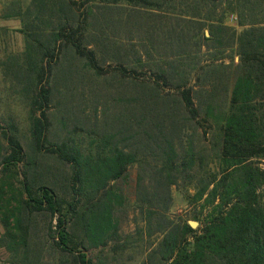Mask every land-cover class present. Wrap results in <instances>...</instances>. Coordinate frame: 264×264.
<instances>
[{"label": "trees", "instance_id": "16d2710c", "mask_svg": "<svg viewBox=\"0 0 264 264\" xmlns=\"http://www.w3.org/2000/svg\"><path fill=\"white\" fill-rule=\"evenodd\" d=\"M5 5V18L21 23L17 32L24 49L9 52V61L0 66L15 82L12 89L27 108L29 127L24 141L15 118L0 111V245L10 264H43L42 236L61 254L54 264H95L90 249L124 253L111 184L134 165L139 166L135 208L146 221L147 236L161 235L148 264H264V0H12ZM123 6L129 23L136 18L147 35L162 37V50L172 55L154 63L156 81L182 90L188 110L182 120H170L168 132L145 133L151 160L141 159L137 150L112 149L108 141L92 138L82 147L73 138L50 136L49 112L65 96L60 85L65 78L56 76L77 73L78 61L104 76L102 58L110 53L105 45L113 41L102 27L114 25V12ZM230 15L237 16L238 29L226 23ZM115 59L122 75L137 73L125 57ZM207 81L209 91L202 89ZM206 92L208 99L197 104L195 94L202 98ZM201 114L215 124L210 146L193 141L195 133L206 138L201 126L194 135L186 128ZM45 157L71 170L60 192L52 174L40 168ZM174 186H193L194 193L186 192L197 228L168 216Z\"/></svg>", "mask_w": 264, "mask_h": 264}, {"label": "rangeland", "instance_id": "374dc122", "mask_svg": "<svg viewBox=\"0 0 264 264\" xmlns=\"http://www.w3.org/2000/svg\"><path fill=\"white\" fill-rule=\"evenodd\" d=\"M9 1L12 0H0V61L5 62L9 61L6 58L9 52L19 53L24 49V37L17 32L21 27L20 21L6 19L4 16L5 3ZM127 10L129 9L125 6L116 10L112 19L115 24L102 27L104 33L113 41L105 45V48L110 49V53L102 58L106 59V63L102 65L105 71L104 76L81 68L84 64L79 61L73 65L76 70H79L77 73L73 72L66 77L56 76L57 79H66L60 84L65 96L61 106L54 105L49 112L52 119L50 136L55 140L73 138L82 147H86L92 138L101 143L108 141L112 149L123 148L126 153L137 150L141 159L151 160L152 156L146 155L143 146L144 141L147 140L145 133H151L152 130L158 133L157 130L160 128L166 130L170 125V120H182L187 116L185 111L188 110L182 101V90L175 89L174 86H165L162 81L159 83L156 81L158 72H156L154 63L159 61L161 56L172 55V53L163 51V47L160 46L162 37L154 38L147 35L145 27L136 24L140 23L136 18L129 23ZM226 23L238 29L236 15H230ZM206 35H209L208 31ZM113 49L118 52L115 51L116 56H114ZM98 52L104 55L101 45ZM119 56L125 57V62L129 63V69H134L137 73L126 76L116 71L118 64L115 57ZM203 58L207 59L206 56ZM72 59L73 57L69 56V65L73 62ZM139 60L141 62H138ZM69 65L67 64V69ZM4 70L5 66H0V111L6 117L11 115L15 118L25 141L29 135L27 108L19 102L21 95L12 89L14 82L12 76L5 77ZM191 84L194 85L193 80ZM202 89L209 91L212 89V84L208 81L204 82ZM195 96L197 104L200 100L202 103L204 99H208L207 92L203 94V99L196 94ZM203 119L204 116L201 114V118L186 124L191 135H194V128L198 126L202 127V132H207L206 138L197 133L194 135V143L202 147L206 144L210 146L211 136L208 133H212L215 125L212 120L208 119V122H204ZM40 168L52 174L59 192L60 189L65 188L71 172L68 166L65 167L54 158L45 157L41 160ZM138 174L139 166H130L122 179L111 184L118 198L114 215L119 226L120 243L121 245L126 244V251L116 254L109 251L101 253L100 249H90L87 253L95 264H148L149 257L154 249H157L161 235L152 238L147 236L146 221L135 208ZM2 177L0 166V182ZM15 185L20 187L17 180H15ZM186 191L194 193L193 186L173 187V204L168 216L173 220L182 219L191 224L195 222L193 218L195 205L189 204ZM8 195L12 197L15 194L9 193ZM41 223V229H43L45 222L41 221ZM197 227L198 225L194 228ZM3 233L4 228L0 217V239ZM41 240L46 242L41 263L54 264L59 261L61 254L56 250L53 242L45 240L43 236ZM114 245L110 246L111 249ZM0 264H10V255L1 245ZM154 264H159V262L154 261Z\"/></svg>", "mask_w": 264, "mask_h": 264}, {"label": "water", "instance_id": "95a60500", "mask_svg": "<svg viewBox=\"0 0 264 264\" xmlns=\"http://www.w3.org/2000/svg\"><path fill=\"white\" fill-rule=\"evenodd\" d=\"M191 225H192L193 227H196V226L198 225V223H197V222H193V223H191Z\"/></svg>", "mask_w": 264, "mask_h": 264}]
</instances>
